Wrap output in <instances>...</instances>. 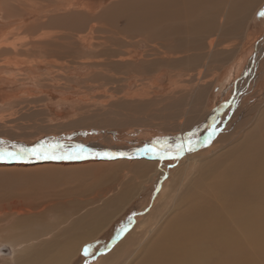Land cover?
<instances>
[{
  "label": "rangeland",
  "instance_id": "obj_1",
  "mask_svg": "<svg viewBox=\"0 0 264 264\" xmlns=\"http://www.w3.org/2000/svg\"><path fill=\"white\" fill-rule=\"evenodd\" d=\"M261 12L264 0H0V43L6 46L0 48V121H8L0 124V148L15 152L14 145L30 149L42 144V153L61 157L43 163H63L71 155L72 163L91 162V170L27 171L0 165V243L17 239L12 244L20 252L24 242L39 245L40 239L29 236L42 225L50 232L57 224L64 229L73 218L92 213L102 204L88 200L89 186L98 179L108 187H101L103 198L111 195L108 189L116 197L126 185L142 184L96 237L78 247L69 264L112 263L138 223L169 198V210L159 216L164 221L185 214L186 202H205L217 211L226 203V210L239 206L235 199H221L219 190L232 192L219 187L218 180L249 151H257L264 166ZM239 81L236 95L234 84ZM183 114L185 121L178 126ZM186 144L198 146L178 151ZM146 146L165 153L164 158L144 154ZM98 153L124 155L105 159ZM159 163L161 169L156 170ZM116 166L133 172L116 175L114 182L104 180L113 178ZM256 176L251 180L255 195L248 199L258 207L264 204V174ZM248 206L243 202V209ZM256 213L252 209L246 216ZM254 219L261 218L243 222L252 225ZM260 224L262 241L243 248L246 264H264ZM89 245L85 257L82 249ZM6 258L0 255V264H6Z\"/></svg>",
  "mask_w": 264,
  "mask_h": 264
},
{
  "label": "bare ground",
  "instance_id": "obj_2",
  "mask_svg": "<svg viewBox=\"0 0 264 264\" xmlns=\"http://www.w3.org/2000/svg\"><path fill=\"white\" fill-rule=\"evenodd\" d=\"M196 3H197V1H196ZM200 3H202V2H200ZM192 5H194V4H192ZM195 6H196V4H195ZM162 11H165V9H163ZM195 12H197V11L195 10ZM213 12H215V11L213 10ZM211 14H213V13H211ZM154 27H156V25ZM153 35H154V33H153ZM150 36L151 35H149V37ZM149 40L151 41V39H149ZM138 41H140V39ZM151 43H153V42H151ZM10 45H12V43ZM2 47H6V46L3 45V43H0V48H2ZM146 51H149V50L146 49ZM154 53L155 52H153V54ZM157 54H159V53H156V55ZM143 56H144V54H143ZM145 56L148 57V54H146ZM257 56L258 55H255V57H253L254 62H255ZM144 60H145V58H144ZM21 61L22 60H20V62ZM149 61L151 62L152 60H148L147 62H149ZM14 64L18 65L15 62H14ZM12 65H13V63H12ZM47 65H49V64H47ZM251 65H252V63H251ZM251 65H250V67H251ZM255 65H256V62H255ZM252 66H254V63ZM248 73H250V72L248 71ZM233 76H234V74H233ZM246 76H247V74H246ZM214 77L215 76H213V79H214ZM213 79L211 81H213ZM202 83H204V82H202ZM240 83H241L240 81L237 84L233 83L235 85V87H234L235 91L233 90V93L236 94L237 91H239L238 87H239ZM243 83H244V81H243ZM230 93H232V92H230ZM229 98H230V96H229ZM232 98H233V101L234 100L236 101L235 96L232 97V95H231V100H232ZM228 104H229V101H228ZM182 117L183 118H181V120L180 119L178 120L179 121L177 124L178 126H179V124H181L182 122L185 121L184 114L182 115ZM212 117H213V115H212ZM221 118H219V119H221ZM5 120H6V122H5ZM6 123H8L7 119L1 118L0 124L3 126V124H6ZM10 126H11V124H10ZM178 126H177V128H178ZM105 132L106 131H104V133ZM107 133H109V132H107ZM108 135L112 137L111 134H108ZM19 141L21 142V140H19ZM201 143H203V141H201ZM201 143L199 145H201ZM187 145L188 144H186V146H184L183 149L190 150V149H193L195 146H198L197 144L190 145V146H187ZM31 148H33V147H31ZM49 149H51V147ZM239 151H238V153H236L237 155L240 154ZM226 152H228V151H226ZM102 153H105V152H102ZM257 153H258L257 151H249L247 153L241 154L242 156L238 158L237 162L235 160L234 161L232 160L233 161L232 162V168L228 169L227 176L218 180V186L219 187H221L223 189H227V190L232 192L229 194H225L219 190L218 195L221 197V199L225 202H227L229 200V203L231 200L235 199L236 201L233 203L240 204L239 206H235V207H232V208L226 210V207L228 206V203H226V204H223V206L221 207V209L219 211H217L218 209L215 210L213 207H211L210 205H207L205 202H204L205 204L202 203L201 201H198L196 203L193 201L195 204H193V202L192 203L186 202L185 205H187V208H186L185 214L181 215L176 220H165L164 221L165 217L160 218L159 216L162 213L169 210L167 208L169 202L171 201V198H169L165 201L164 204H162V207L160 206L161 207L160 209L157 208L158 210L156 209L154 211L155 214L152 215V213H151V216L147 217L142 222L140 221L143 225L141 223H138L139 224L138 228L135 229V231H133L132 236H129L131 238L129 240L126 239L127 242L124 245H122V246L120 245L121 249L119 248V246L116 248V249L119 248L120 250L118 249V254L116 255L114 261L112 263H105V264H246L248 260L245 257H243V248L253 247L257 242L262 241L259 237V232L263 227L260 224V222L264 223V206H263L264 204L262 203L263 204L262 206L259 205L258 207H256L257 204L255 203L256 205H254V203L252 202L253 200L250 201L248 199L253 192L252 191L253 188L251 186L252 177L253 176L255 177L256 175L258 176L261 173L264 174V172H263L264 166H262V160L259 159L260 156L257 155ZM77 154H78V152H77ZM236 154H234V155H236ZM94 155H96V154H94ZM97 155L99 157L105 158V159L106 158L108 159V157L114 158V157L121 156V155L114 154V153H110L107 155H100L98 153ZM219 155L220 154H218L217 156H219ZM227 155H228V153H227ZM129 156H131V155H129ZM135 156H137V155H135ZM99 157H97V158H99ZM122 157H124V156H122ZM187 157H189V155H187ZM148 158L151 159V156L149 155ZM199 158H201V157H199ZM72 160H74V159L68 158L63 163H43V162H48V161L49 162L59 161V158L58 159L52 158L50 160L49 158H47V159L37 158L35 156L27 155L21 159H0V162H3V163H0V165L2 167L5 166L4 168L10 167V169L11 168H15V169L19 168V170H21L20 168H22V170H23V168H25L27 171L28 170L29 171H40V170L46 169L48 167H55V168L63 167L62 169L67 170L68 167H72V168H75V167H84L85 168L86 167L87 168V167L91 166V164H90L91 162L89 163V161H87V160H86L87 162L79 161L82 163H72ZM118 160H116V161H118ZM155 160H157L158 162H161L160 158H158V157ZM39 161H42V163L41 164L38 163ZM93 162H95V161H92V163ZM129 163H130V161H129ZM106 164H107V162H106ZM190 164H192L194 166L195 163L190 161ZM227 164H228V162H227ZM92 165L94 166L97 164L93 163ZM137 166H140V165L137 164ZM154 168H156V170H158V169L160 170L161 169L160 163ZM89 169H90V167H89ZM111 170H112L111 173H112L113 178H110L111 176L110 177H104L105 178V179L103 178L104 180L107 179V180L113 181L112 179H114L116 177V175H120V174L123 175V177H128V175L133 172L130 169L125 170V169L120 168L118 166L113 167ZM139 170H140V167H139ZM44 171H46V170H44ZM72 171H74V170H72ZM249 171H250V173H249ZM136 172H138V171L135 170L134 173H136ZM246 172H248L247 176H246V174H247ZM57 173H58V171L55 172L53 175L58 176ZM140 173H142V172L140 171ZM94 174H96V172H94ZM183 175H186V174H183ZM102 177H103V175L99 176L98 178L101 179ZM263 177H261V178L263 179ZM98 181H99V179L97 180L96 185L91 184L92 186L91 187L89 186L90 197L88 198V200L90 202H97V201L101 202V200H102V204H100L96 209L91 210L92 213L84 214L78 220L73 218L71 223L68 225V227H66L64 229L61 228L60 224L55 225L54 231L56 232L57 231L56 229L61 230L60 234H55L54 231L50 232V230H48V228L46 226L42 225L41 229H38L37 232L32 233V235L29 236V238L33 241L40 239L38 241L39 245L34 244L33 246H31L32 245L31 244L30 246H27V245H25V242H24V245L22 246V248L19 252L18 251L19 249L17 247H14L12 244L13 242H18V241H16L17 239L15 241H13L12 243H10V242L8 243V242L3 241L5 243H0V246L1 245H7L11 249L10 255H4L5 257H7L6 259H8L6 264H69L70 261L72 260V256L77 253L78 247L80 248L85 241H87L93 237H96L97 233L100 232L107 225V223L109 221H111L112 216L115 214L114 217H116L118 215V212L121 210V208L126 203L129 202V200L131 199L133 194L137 193V191H139L141 189L140 184H142L140 182H137L135 185H132V184L129 185L128 184V185H126V186H128L127 189L120 190L119 194H117L116 197H112V196H114L112 194L113 191L108 189L109 190L108 193L111 195L103 198V195H101L100 192L104 190L102 188L107 189L108 187H102L105 184L104 182H106V181H102V180H100V182H98ZM255 181L257 182V180H255ZM254 188H258V187H254ZM260 188H259V190H261ZM210 190L214 193H216L218 191L217 188H213V187L210 188ZM255 192H257V190ZM64 193H66V191H63L61 194H64ZM102 193H105V192L103 191ZM206 193H208V192H206ZM59 194L60 193H58V195ZM222 194L227 195V196L222 197ZM249 194H250V196H249ZM254 195L251 196L250 199H253L252 197H254ZM54 196H57V195L54 194ZM51 197H53V194ZM160 197L161 196L159 195V198ZM165 197L168 198L167 196H165ZM255 197H257V196H255ZM191 199H193V198H191ZM187 200H189V199H187ZM219 200L220 199H218V201ZM27 202H25V204ZM159 202H160V200H159ZM243 202L246 204H249V206L247 208L243 209ZM13 203L16 204V206H17V202L14 201ZM216 203H218V202H216ZM180 207H182V206H180ZM20 208L21 207L17 208L18 212H19ZM252 209H254L255 211L257 210L256 215L253 216L252 214H254V213H252L250 216H246L247 214L249 215V213L251 212ZM32 211H29V213H31ZM168 216H169V214H168ZM252 217H258L261 219H254L252 225H250L249 223L243 222V221H246ZM135 227H137V226H135ZM79 229H81V230H79ZM141 229H143V231ZM20 232L23 233V231H20ZM76 232L80 233V235H77V236L74 235ZM50 234L52 236H47ZM43 236H45V237L47 236L48 238L41 239V237H43ZM20 237H22V236H20ZM133 238H135L134 241H133ZM18 239H20V238H18ZM22 240H23V238H22ZM121 243H122V241H121ZM0 255L3 256V254H0Z\"/></svg>",
  "mask_w": 264,
  "mask_h": 264
},
{
  "label": "snow or ice",
  "instance_id": "obj_3",
  "mask_svg": "<svg viewBox=\"0 0 264 264\" xmlns=\"http://www.w3.org/2000/svg\"><path fill=\"white\" fill-rule=\"evenodd\" d=\"M261 15H264V12L260 13ZM16 147L18 150L17 151H8L6 148L5 149H0V159H21L23 158L25 155H29V156H35L37 158H53V159H58L61 157H57V156H51L49 157L48 154L42 153L41 149L44 147L42 144H38L35 147L28 149L25 148L23 146H13ZM81 150H83V146H78ZM183 148L182 146H180L178 148V151H182ZM144 152V154H148V153H153L156 155H159L161 159L164 158L165 153L163 152H154V149L152 146H146L145 149L142 150ZM107 155V154H105ZM120 155H124L123 153H121ZM67 158H72L71 156L67 157ZM76 158H79V156H77ZM90 245L86 246L84 248V255L85 257H87L89 255V249H90Z\"/></svg>",
  "mask_w": 264,
  "mask_h": 264
},
{
  "label": "water",
  "instance_id": "obj_4",
  "mask_svg": "<svg viewBox=\"0 0 264 264\" xmlns=\"http://www.w3.org/2000/svg\"><path fill=\"white\" fill-rule=\"evenodd\" d=\"M116 239L112 240L110 242V245H113L112 243L115 242ZM0 254H3V255H10L11 254V249L9 246L7 245H1L0 246Z\"/></svg>",
  "mask_w": 264,
  "mask_h": 264
},
{
  "label": "crops",
  "instance_id": "obj_5",
  "mask_svg": "<svg viewBox=\"0 0 264 264\" xmlns=\"http://www.w3.org/2000/svg\"><path fill=\"white\" fill-rule=\"evenodd\" d=\"M2 19L5 20L6 18H3V16L1 15Z\"/></svg>",
  "mask_w": 264,
  "mask_h": 264
},
{
  "label": "trees",
  "instance_id": "obj_6",
  "mask_svg": "<svg viewBox=\"0 0 264 264\" xmlns=\"http://www.w3.org/2000/svg\"><path fill=\"white\" fill-rule=\"evenodd\" d=\"M82 250H84V248Z\"/></svg>",
  "mask_w": 264,
  "mask_h": 264
}]
</instances>
